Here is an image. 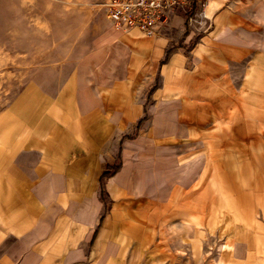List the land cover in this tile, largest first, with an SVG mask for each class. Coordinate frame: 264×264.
Instances as JSON below:
<instances>
[{
	"label": "rangeland",
	"instance_id": "obj_1",
	"mask_svg": "<svg viewBox=\"0 0 264 264\" xmlns=\"http://www.w3.org/2000/svg\"><path fill=\"white\" fill-rule=\"evenodd\" d=\"M191 1L192 9L188 12L178 11V15L185 19L186 27L172 23L166 32L153 37L139 32L131 33L137 41L154 43L156 52L160 54L156 56L158 64L154 76L142 73L141 61L137 62L139 58L132 55L130 66L141 68L137 70V76L129 80L127 87L125 82L118 81L98 85L96 96L99 105L93 111L100 120L79 125L81 132L90 134L87 144L104 155L105 171L121 161L119 171L128 164V174L141 180L144 185L143 195L139 199L135 197L130 181L131 185L127 183L120 189L118 196L121 199H116L107 183L119 171L105 181L107 200L104 202L101 235L95 246L101 244L109 247L111 242L116 244L118 253L113 259L109 258V264H264L262 249L258 251V245L251 244L250 233H244L243 242L250 256L243 254L240 261L227 250L224 251V238H212L209 244L207 242L200 247L197 233L184 225L181 214L183 203H189L192 207L198 199V192L205 191L210 198H218L213 185L216 173L226 176V171L236 170L232 163L242 155L241 146L246 137H262L260 131L264 132V129L256 131L246 128L243 120L251 118L245 119L239 110L241 107L243 111L259 115L264 109L258 105L263 104L264 91L256 90L245 81L248 74L253 79L256 76L264 77V51L249 50L239 63L226 68L227 72L222 77L209 79L200 75L203 69L196 60L198 55L195 56L190 50L193 47L189 43L183 50L184 63L180 77L178 75L171 87L175 91L182 89L183 81L190 82L195 87V96L192 100H183L184 103L176 99L168 100L159 108L161 112L157 116L161 123L168 118L169 125L175 123L176 127L184 129V134L178 135L175 142L166 141L161 143L163 145L158 144L163 135L154 136L152 133L146 137L145 143L141 139L157 119L152 111L157 106L154 94L162 81L164 65L161 62L166 58L167 51L182 44L187 30L195 28L198 19L203 23L201 30H206L205 14L210 13V8L205 10L208 0L201 2L197 9L194 1ZM243 1L253 3L255 0ZM100 4L101 0H0V148L7 140L10 155L28 140L43 137L46 132L39 125L43 117L56 118L60 115L71 119L80 116L75 95L81 65L96 46L97 24L106 20ZM8 10L12 13L7 18L10 21L6 22L5 13H9ZM10 24L15 26L16 37L9 35L13 31L8 29ZM204 32H198L192 41L203 36ZM257 32L264 39L263 27L258 28ZM211 52H214L213 49L207 50L206 54ZM238 65L242 66L241 71L234 70ZM240 72L243 74L241 85L236 87L232 85L233 73ZM251 79L248 78L249 81ZM239 87L241 90L238 92ZM242 93L253 97H249V101H239ZM128 109L132 110L130 119H127ZM191 109L199 116H209L208 122L194 134H190L189 126H181L180 123V119H184L185 113ZM142 118L145 121L140 125ZM261 120L264 121L263 115ZM63 124L51 126V132L69 131L62 130ZM71 129H75L74 126ZM197 152L204 154L206 172L200 181L183 187L178 180L180 170L186 159ZM162 158L169 159L168 173L174 178L164 188L158 186L154 178L156 171L167 172V168L161 166L163 161L155 165L157 159L160 161ZM223 162L228 163L226 168L221 166ZM254 176L251 172L247 184L242 185L246 190H253ZM226 180L227 188L231 191L229 180L223 177V181ZM164 189L168 192H164ZM169 200L175 207L173 210L167 207ZM117 202L121 205L117 214L113 215L112 208ZM174 210H178L179 214H172ZM257 236L264 241V218L260 215Z\"/></svg>",
	"mask_w": 264,
	"mask_h": 264
},
{
	"label": "crops",
	"instance_id": "obj_2",
	"mask_svg": "<svg viewBox=\"0 0 264 264\" xmlns=\"http://www.w3.org/2000/svg\"><path fill=\"white\" fill-rule=\"evenodd\" d=\"M193 1L197 9L206 0ZM206 2L205 10L210 8V13L205 14V32L200 28L202 20L198 19L195 28L190 27L184 35L183 45L172 47L174 49L167 62L175 51L185 50L197 33L203 31V36L190 50L197 56L196 50L200 44L206 45L207 50L213 49L214 52H205L204 56H197L196 60L204 74L218 79L227 72L226 68L247 56L245 53L249 50L264 51L263 35L257 32L258 28L263 27L264 30V0H255L253 3L243 0ZM107 20L106 17V20L97 24L96 46L87 55L81 70L96 57H101V62L93 68L96 71L101 69L110 56H117L112 54V48L120 50L121 46L126 48L130 58L132 55L139 58L137 62L141 61L140 64L147 55H151L144 48L146 41H137L131 33L120 31ZM172 23L186 27L185 19L178 14ZM172 23L164 32L171 28ZM234 70L241 71L242 66L238 65ZM240 74L233 73L232 85H241L243 74ZM105 79L106 82H102L95 78L88 85L92 98L91 103L83 104L85 109L79 107L78 80L75 98L80 116L66 119L62 130L69 131L52 133L51 126L58 123L47 116L39 123L46 132L42 138L28 140L11 155L8 141L2 143L0 264H109V258L113 259L118 253L114 242L109 247L101 244L95 246L101 235L105 207L101 200L100 181L107 167L100 150L87 144L90 134L81 132L79 128V125L100 120L93 111L99 105L97 87L116 81L113 76ZM240 90L239 87L237 91ZM85 93L88 94L86 90ZM85 131L88 132V129ZM121 174L122 170L108 181L107 187Z\"/></svg>",
	"mask_w": 264,
	"mask_h": 264
},
{
	"label": "bare ground",
	"instance_id": "obj_3",
	"mask_svg": "<svg viewBox=\"0 0 264 264\" xmlns=\"http://www.w3.org/2000/svg\"><path fill=\"white\" fill-rule=\"evenodd\" d=\"M8 12L9 13H5L6 22L10 21V19L7 18H10V14L12 13L9 10ZM6 26L8 27V25ZM14 28L15 26L13 24H10L8 29L13 30H9L11 33L9 34L10 37L17 36V33L15 32L16 30ZM109 46H111V44ZM144 48L147 53L151 52V57L147 55L146 58L142 60L141 68L143 70L141 72L145 75L150 74L151 77H153L158 64V59H156V56H160V54L156 52L154 43H144ZM206 51V45L200 44L196 50V54L199 57L204 56ZM112 54H117V56H110L109 60L102 66L104 67V69L100 67L101 69H98L96 71L95 68H93L96 63L101 62V57H96L95 59L88 61L84 65V69L81 70L79 74L80 108L85 109L86 107H84L83 104L89 102L91 103L92 93L88 90V85L93 83L95 78H97V80L99 81L106 82L105 78H112L113 76V80L115 79L119 83L125 82L124 85L127 87V83L129 82V80H132L137 76V70H140L141 68H132V66H130V57L128 56L125 47L121 46L120 50L112 48ZM154 54L155 56H153ZM183 63V51L177 50L173 53L170 60L163 66L161 72L162 81L154 94L155 100L157 101V106L152 111L155 114L156 118L161 112L159 108H161V106H163L164 103L168 100L174 101V99H176L180 100L178 102L184 103L183 100H192L195 96L194 85L187 81H183L182 89L180 88L175 91L172 90L171 83L176 82ZM107 73H110L111 75L107 76ZM200 75L208 76L209 79H211L209 74L201 73ZM248 78L252 79L249 81ZM263 78L264 77L261 78L259 76H256L255 79H253L252 75L248 74L245 81L249 82V84H251L250 86H254L257 89L263 88L264 90ZM67 90H69V87L67 88ZM85 90L88 92V94L85 93ZM262 93L264 96V92ZM241 96L238 97V100L240 99L244 102L246 100L249 101V97H253V95L251 94L247 97V95L245 96V94L243 93L241 94ZM258 105H260L259 107L264 108V100L263 104L258 103ZM58 109L59 107H57V110ZM129 109H131V106L129 107ZM129 109L127 112V119H130L132 117V110ZM239 112L243 114V116L245 115V119L246 117L251 118L243 120L244 122H246V128H252L256 131L261 130V128L264 129V121L261 120L262 115L264 116V109L263 111L258 113L259 115H254L253 113L243 111L241 107ZM204 116H199L191 109L190 111L185 113L184 119H180V123H182L181 126H189L191 130L190 134H194V132L200 126H203L208 122L209 116ZM53 119L58 123L56 124L57 127L59 126V124H63L66 122V117H62L60 115H57L56 118ZM62 120L63 123L61 122ZM183 130L184 129L181 127H176L175 123L169 125L168 118H166V120L162 123L159 118H157L153 123L152 129L150 131H147L146 133H143L141 139H143L142 141H144L145 143V140H147L146 137L150 136L153 133L154 136H156L157 134L163 135V138L158 140V144H164L166 143V141L175 142L178 135L184 134ZM260 134L262 137H260V135L246 137L245 143H243L241 146L240 153H242V155L238 157V159L234 163H232V166L234 165L236 167V170L226 171V176H223L220 173H216V178H214L213 185L216 189V192L218 193V198H210L209 194L205 191L198 192V199L196 203L193 204L192 207L191 205H189V203H183L184 205L181 211L184 225L186 227L193 228V230L197 233L200 241L198 242L200 247L207 242L209 244L212 238H224L225 242L222 243L224 251L227 250L228 253L233 255V257L238 258L240 261L243 254L250 256V254H248L247 250H245L244 248V233H250V236L252 235L251 244H257L259 247L258 251L262 249V253L264 256V241L257 236V224L259 223V215L261 216V218H264V132L260 131ZM169 138L170 140H167ZM201 152H197L196 155H190L191 157H188V159H186V161L184 162L183 167L180 170L181 175L178 176V180L181 185H183V187H189L195 181H200L201 179H203L204 173L206 172V167L205 157ZM161 161H163V164L161 166L166 167L167 172L163 171V173H160L156 171L154 178L156 184L164 188L168 184H171L170 182L174 181V178L170 172L168 173V171L170 170L169 159L162 158L160 161L157 159L155 165H158ZM221 166L226 168L228 166V163L223 162ZM128 170L129 165L126 164L122 168V174L116 179H113V181L109 185L110 191L112 192V194H114L116 199H121V196H118V193L124 185L129 183V181L133 186L132 191L134 192L135 197L139 199L143 195L144 185L142 181L131 177L128 174ZM251 172L255 174V183L254 186H251L253 190L249 191L248 188L246 190L242 185L247 184L248 177ZM223 177L229 180L231 191L227 188V180L224 182ZM217 178L219 179L218 186L216 185ZM165 191L167 190L164 189V192ZM146 196L147 195H145V197ZM120 205V202L114 204L112 208L113 215L117 214V210ZM167 207L168 209L170 208L173 210L174 205L172 204V201L169 200V202H167ZM171 213L179 214L178 210L171 211ZM192 224L194 226H192Z\"/></svg>",
	"mask_w": 264,
	"mask_h": 264
},
{
	"label": "built area",
	"instance_id": "obj_4",
	"mask_svg": "<svg viewBox=\"0 0 264 264\" xmlns=\"http://www.w3.org/2000/svg\"><path fill=\"white\" fill-rule=\"evenodd\" d=\"M105 16L124 33L160 36L179 12L192 9L191 0H101Z\"/></svg>",
	"mask_w": 264,
	"mask_h": 264
},
{
	"label": "trees",
	"instance_id": "obj_5",
	"mask_svg": "<svg viewBox=\"0 0 264 264\" xmlns=\"http://www.w3.org/2000/svg\"><path fill=\"white\" fill-rule=\"evenodd\" d=\"M189 17L190 16H188V21H189ZM202 35H200L199 37H197L194 41H192L191 42V47H194L196 44H197V42L199 41V39H200V37H201ZM173 49L174 48H171V49H169L168 51H167V53H166V58L165 59H163L162 60V64H165V63H167V60H168V57H169V55H170V53L173 51ZM153 91V90H152ZM152 93V92H151ZM151 93H150V95H151ZM143 121H145V118H142L141 120H140V125L143 123ZM118 159H120V157L118 158ZM120 167H121V161H118V164H116L112 169H110V170H107V171H105L103 174H102V176H101V200L103 201V202H106V200H107V197H106V187H105V181L108 179V178H110V177H112V176H114L118 171H119V169H120Z\"/></svg>",
	"mask_w": 264,
	"mask_h": 264
}]
</instances>
